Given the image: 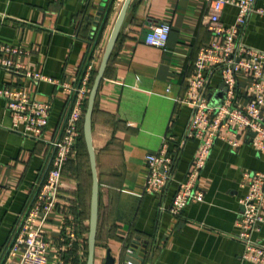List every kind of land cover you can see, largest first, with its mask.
Segmentation results:
<instances>
[{"label":"crops","instance_id":"crops-1","mask_svg":"<svg viewBox=\"0 0 264 264\" xmlns=\"http://www.w3.org/2000/svg\"><path fill=\"white\" fill-rule=\"evenodd\" d=\"M231 1L221 14L225 27L235 24L239 11L240 0ZM124 2L0 0V44L23 50L20 63L53 80L29 79L0 66V88H24L52 106L49 126L36 140L14 129L0 97V261L31 206L34 186L49 168L54 151L50 142L59 132L70 96L61 84L76 83L90 63L96 74ZM257 6L264 8V0H257ZM210 12V0L131 1L92 120L100 188L95 264L109 259L124 264L135 240L145 246V264H256L243 258L245 248L236 237L243 209L240 200L247 194L244 175L264 173V152L255 147L254 134L245 133L237 148L227 142L229 134L217 140L196 182L204 201L191 203L180 216L169 211L199 147L198 139H186L192 116L186 103L187 79L201 48L221 40L208 29ZM161 23L172 28L165 50L145 42ZM238 41L264 52V17L250 15ZM248 83L246 75H238L239 93ZM222 85L215 72L207 92L213 106L226 100ZM247 101L239 95L237 105ZM164 142L175 159L174 175L166 192L155 195L145 192L147 157ZM84 149L80 143L66 164L59 207L43 225L52 243L48 264L60 259L66 264L87 261L92 178ZM81 174L88 182L78 179ZM41 223L39 219L37 225ZM69 232L76 237L72 247L63 241ZM253 238L264 244V223Z\"/></svg>","mask_w":264,"mask_h":264},{"label":"built area","instance_id":"built-area-1","mask_svg":"<svg viewBox=\"0 0 264 264\" xmlns=\"http://www.w3.org/2000/svg\"><path fill=\"white\" fill-rule=\"evenodd\" d=\"M210 2L208 29L221 40L201 48L194 63V73L187 79L186 103L192 108V116L186 139H198L199 147L169 209L174 216H180L191 203L204 201V194L196 187V182L208 163L215 142L227 139L225 134H229L227 142L233 148L239 146L240 138L245 133L254 134L255 147L264 152V52L238 41L248 17L252 14L264 17V8L257 6V0H240L235 24L225 27L221 24V14L232 1ZM171 30L169 23H161L147 34L146 44L165 50ZM22 56L23 50L0 44V66L8 72L53 82L39 72L28 71L19 61ZM94 72V66L90 63L82 69L76 83L61 84L70 95L69 107L56 138L50 142L54 151L49 168L44 178L34 186L31 206L22 216L0 264H48L52 243L43 225L59 207L64 168L77 152ZM215 72L220 73L226 87V100L219 106L211 105L207 98ZM239 74L246 75L249 81L243 94L238 89ZM239 95L247 98L245 106L237 105ZM0 97L6 101V108L14 120V129L25 137L41 140L49 126L50 101H39L24 88H0ZM147 162L145 192L162 195L172 182L175 169V159L169 152L167 142L156 154L149 155ZM244 178L248 184L247 194L240 200L243 209L238 219L239 233L236 237L245 248V260L264 264V244L253 238L264 223V173H248ZM39 219H42V225H37ZM75 239V234L69 232L63 241H68V246L72 247ZM57 264L66 263L60 259Z\"/></svg>","mask_w":264,"mask_h":264},{"label":"water","instance_id":"water-1","mask_svg":"<svg viewBox=\"0 0 264 264\" xmlns=\"http://www.w3.org/2000/svg\"><path fill=\"white\" fill-rule=\"evenodd\" d=\"M132 0H125L121 11L115 21L110 38L108 40L103 58L100 66L96 72L91 91L88 97L87 108L84 115L83 123V136L86 146V150L89 157V164L92 176V188H91V204H90V220H89V234L87 242V261L86 264H95L97 231L99 221V179L97 171L96 152L93 145L92 137V120L95 108L96 98L99 92V88L103 81L105 71L111 59L115 44L118 40L121 28L126 18L127 11ZM223 92L226 91L224 85L220 88ZM223 92H219V96H223ZM146 249L145 246L140 245L138 240H135L131 247L128 249L127 255L124 256V264H144ZM106 264H113V260H107Z\"/></svg>","mask_w":264,"mask_h":264},{"label":"trees","instance_id":"trees-1","mask_svg":"<svg viewBox=\"0 0 264 264\" xmlns=\"http://www.w3.org/2000/svg\"><path fill=\"white\" fill-rule=\"evenodd\" d=\"M95 76H96V74H94L93 75V77H92V84H93V81H94V78H95ZM69 98H68V100H67V102H66V107H65V112H64V114L67 112V110H68V107H69ZM87 102H88V100H87ZM87 102H86V106H85V111H86V108H87ZM85 115V114H84ZM64 116V115H63ZM83 123H84V118H83V121H82ZM62 123V120H61V122H60V124ZM83 123H82V136H81V139H80V142H79V145H80V143H82L83 144V146H84V148H85V152L87 151L86 150V146H85V142H84V136H83ZM60 124H59V126H58V128L60 127ZM79 145H78V147H79ZM86 155H87V157H88V153L86 152ZM88 162H89V157H88ZM66 167V166H65ZM65 169V168H64ZM63 174H64V172H63ZM91 176V175H90ZM91 178H92V176H91ZM91 188H92V184H91ZM33 193V192H32ZM31 197H32V194H31ZM90 216V215H89ZM12 237V236H11ZM11 239V238H10ZM75 247H73V249H74ZM74 251H75V249H74ZM73 253V252H72ZM85 255L87 256L88 255V253H87V245H86V247H85ZM87 258V257H86ZM146 263V259H145V261H144V264ZM72 264H74V263H72Z\"/></svg>","mask_w":264,"mask_h":264},{"label":"rangeland","instance_id":"rangeland-1","mask_svg":"<svg viewBox=\"0 0 264 264\" xmlns=\"http://www.w3.org/2000/svg\"><path fill=\"white\" fill-rule=\"evenodd\" d=\"M84 150H85V149H84ZM88 163H89V162H88V157H87V155H86V165H87V166H88ZM81 167H82V164L79 163L80 171H81ZM78 177H79V176H78ZM78 179H81L83 182L87 180V182H88V177L85 176V175H82V174H81L80 178H78Z\"/></svg>","mask_w":264,"mask_h":264}]
</instances>
